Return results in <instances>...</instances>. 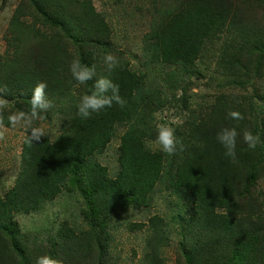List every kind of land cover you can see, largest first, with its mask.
<instances>
[{
	"label": "trees",
	"instance_id": "obj_1",
	"mask_svg": "<svg viewBox=\"0 0 264 264\" xmlns=\"http://www.w3.org/2000/svg\"><path fill=\"white\" fill-rule=\"evenodd\" d=\"M28 1L14 7L5 29L12 50L0 62V88H7L0 93V99L6 101L4 125L10 126V113L29 111L32 89L41 82L52 103L64 97V108L59 133L52 140L42 137L40 142L29 145L26 136L23 139L14 184L5 200H0V264H36L37 258L44 255H50L58 264H114L108 255L110 239L105 229L120 209L147 206L156 181L165 174V161L169 166L168 182L184 189L194 201L192 212L180 218V226L189 228L188 235L200 234L183 239L179 246L182 260L177 264H264L263 213L242 211L244 204L254 205L255 184L264 172V112L261 125L253 127L245 115L246 107L224 104L223 111L219 109L217 113L220 126L208 127L205 120L188 127L181 134L184 139L180 138L184 150H178L174 159L168 160L165 153L145 148V141L157 134L155 127H149L152 119L145 113L150 105L152 111L157 109L161 101L153 89L145 88L143 75L127 68L118 54L111 53L108 26L90 1ZM25 16L29 17L27 21ZM154 21L144 34L152 62L181 64L185 68L198 55L203 42L226 24L232 28L236 43L251 42L255 51L245 54L242 62L245 49H234L225 56V66L238 68L243 74L250 70L258 74L261 68H251L249 58L264 54V37H258L262 30H256L262 26L240 17L230 0H186L175 11L161 14ZM29 41L46 47L31 61L39 62L41 58L44 63H36V67L19 62V58H27L22 48ZM106 54L113 55L119 64L111 72L104 62ZM74 60L95 72L92 80L78 88L74 87L76 81L70 70ZM26 61L30 62L28 58ZM101 77L119 86L126 105L121 108L113 103L82 119L76 104ZM260 99L264 104V96ZM230 109L242 113L244 119H229ZM51 111L52 107L40 117L48 118ZM121 123L129 125L119 137L118 171L110 178L105 167L91 157L104 149L115 126ZM233 127L238 132L234 162L225 156L224 147L216 139L222 129ZM245 130L259 137L255 149L243 142ZM61 186L78 195L85 227L74 231L60 225L49 238L48 250L41 245L31 247L13 220V213L35 210L40 202L53 199ZM236 212L243 216L237 218ZM159 220L156 215L149 219L145 264H164L160 250L166 239ZM141 227V223L128 224L131 231Z\"/></svg>",
	"mask_w": 264,
	"mask_h": 264
},
{
	"label": "rangeland",
	"instance_id": "obj_2",
	"mask_svg": "<svg viewBox=\"0 0 264 264\" xmlns=\"http://www.w3.org/2000/svg\"><path fill=\"white\" fill-rule=\"evenodd\" d=\"M93 9L101 15L109 29V41L112 54H118L130 70L145 77V88L153 89L161 105L146 111L147 118L151 120L149 127L168 126L175 131L178 140L184 139L188 127L201 125L205 120L208 127H219V109L223 111L224 104H231L234 108L246 107L245 115L253 127L260 124L264 112V104L260 99L264 96V54L263 56H250L251 68L261 65L256 74L252 70L243 74L238 68L225 66V56L230 55L234 49L243 48L244 55L255 51L251 42L236 43L232 28L226 24L223 29L213 34L203 42L198 55L183 68V65L165 62H152L147 55L144 34L155 23V17L171 13L179 8L186 0H89ZM28 0H0V62L11 54L12 47L6 41L5 29L14 7L18 3L26 5ZM237 9L239 16L245 21H253L252 25L260 31L259 38L264 37V0H230V4ZM28 16L24 17L27 21ZM251 24V23H250ZM248 26H250L248 24ZM49 31L50 28H44ZM46 49L42 44L28 42L22 51L28 58H19L25 65L44 63L34 61L35 57ZM32 66V65H30ZM64 108V97L60 102L52 103V111L48 118L35 121V125L44 128L46 137L52 140L61 127V110ZM135 122V121H133ZM121 123L115 126L111 140L104 149L92 155V159L99 162L106 169L107 176L113 178L118 171V145L119 137L128 126ZM248 127L247 125H244ZM243 125L239 127H244ZM5 138L0 140V200H5L6 193L14 184V177L20 168V151L22 142L27 133L22 128L6 126ZM157 135V134H156ZM181 135V137H180ZM156 137L148 139L155 140ZM161 152L159 150H155ZM264 157V155H263ZM168 160L174 156H168ZM264 162V160H263ZM169 166L165 161L163 172L150 194L149 202L145 207L134 208L128 206L114 214L106 227L109 234L108 255L114 264H145L144 245L148 234L149 219L156 215L162 235L166 243L161 247L160 256L164 264H177L181 261L182 249L179 246L188 236L191 239L200 236L198 232L188 235L189 228H181L180 222L188 216L193 209L194 201L184 189L174 188L168 182L167 170ZM166 175V176H165ZM256 192L252 196V203L244 204L242 211L249 213H263L264 218V172L255 184ZM81 201L74 192L67 191L62 186L53 199L40 202L39 206L29 213H13L19 231L24 239L29 240L31 247L41 245L48 250L49 238L61 225L74 231L85 227L81 218ZM236 217L243 216L236 212ZM261 214H259L261 216ZM181 218V219H180ZM141 223L139 230L131 231L128 224Z\"/></svg>",
	"mask_w": 264,
	"mask_h": 264
},
{
	"label": "clouds",
	"instance_id": "obj_3",
	"mask_svg": "<svg viewBox=\"0 0 264 264\" xmlns=\"http://www.w3.org/2000/svg\"><path fill=\"white\" fill-rule=\"evenodd\" d=\"M37 27L40 26L37 25ZM104 62L109 72L119 66L117 59L111 54L105 55ZM70 70L73 79L76 81L74 85L76 88L92 80L95 75L94 69L81 65L78 60L72 62ZM45 88L46 85L41 82L32 89L29 99V111L10 113L7 117L8 125L12 128H22L27 133L25 142L29 145L40 142L42 137L46 136L44 128L35 125V121L40 119L41 114L46 113L52 107V102L46 98ZM6 91V87L0 88V93ZM113 103L118 104L121 108L126 105V101L119 95V86L113 84L109 78L101 77L94 81L90 93L80 96L76 104L77 115L82 119H88L93 113H98L101 109L112 107ZM5 108L6 101L0 99V140L5 138V132L7 131L2 114ZM227 116L229 119L236 121L244 119L242 113L231 109L228 111ZM237 136L238 132L235 127L224 128L216 136L217 141L225 149V156L229 157L233 162L236 160ZM243 142L247 144L249 149H255L260 139L258 136H253L251 131L245 130L243 132ZM145 148L153 151L159 150L168 156H172L178 150L182 152L184 145L182 141L177 139L174 129L160 125L157 128L156 139L154 141L146 140ZM36 264H58V261L50 255H44L37 258Z\"/></svg>",
	"mask_w": 264,
	"mask_h": 264
}]
</instances>
